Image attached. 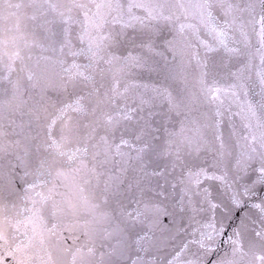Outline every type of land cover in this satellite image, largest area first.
I'll return each instance as SVG.
<instances>
[{
	"label": "snow or ice",
	"instance_id": "snow-or-ice-1",
	"mask_svg": "<svg viewBox=\"0 0 264 264\" xmlns=\"http://www.w3.org/2000/svg\"><path fill=\"white\" fill-rule=\"evenodd\" d=\"M0 264H264V0H0Z\"/></svg>",
	"mask_w": 264,
	"mask_h": 264
}]
</instances>
